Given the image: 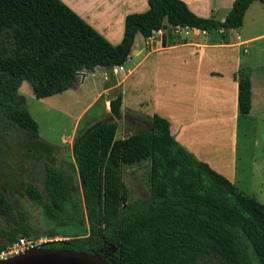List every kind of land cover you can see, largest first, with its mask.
<instances>
[{"label": "trees", "instance_id": "trees-1", "mask_svg": "<svg viewBox=\"0 0 264 264\" xmlns=\"http://www.w3.org/2000/svg\"><path fill=\"white\" fill-rule=\"evenodd\" d=\"M254 2L234 0L223 21L195 15L182 0H147L148 9L125 17L121 42L112 45L60 0H0V178L21 168L17 140L22 133L39 141L38 124L17 95L27 82L37 100L73 87L78 72L114 67L128 60L136 35L145 41L162 31L191 29L224 33L243 26ZM237 111H251L250 72L241 68ZM122 96L109 101L110 117L121 115ZM116 121L88 128L72 147L82 184L88 232L66 236L46 247L84 252L110 264H264V204L237 191L224 176L198 161L171 136L166 119L153 114L143 131L116 139ZM17 146V147H16ZM150 161L149 199L129 202L122 167ZM43 191L27 182L29 200L49 221L60 220L71 182L45 163ZM0 208L15 217L0 195ZM15 231V230H14ZM0 242V251L21 238L36 239L31 225ZM59 235L48 233L45 237ZM107 249V251H106Z\"/></svg>", "mask_w": 264, "mask_h": 264}, {"label": "crops", "instance_id": "crops-1", "mask_svg": "<svg viewBox=\"0 0 264 264\" xmlns=\"http://www.w3.org/2000/svg\"><path fill=\"white\" fill-rule=\"evenodd\" d=\"M60 1L112 45H118L122 40L125 17L142 13L148 9L147 0ZM182 1L195 15L202 18L215 17L219 12L215 2L224 1L225 18L234 0ZM255 3L257 2L251 4L246 11L243 26L248 21ZM243 26L239 30L224 33L225 40L222 41L220 33L213 35L198 30L172 29L165 25L162 31L149 40L143 39V48L136 46L135 37L131 48L133 53L129 54L128 60L114 79L113 75L108 74L103 68H97L93 72L82 71L80 73L83 75H78L80 76L78 84H74L71 89L62 94L79 92L88 76L94 78L96 72L103 70L105 72L103 81L94 92V100L103 96L108 97L112 91L122 89L123 107L128 102V94L125 91L126 81L131 80L130 89L136 91V88L141 87L143 72L148 68L158 101L154 114L168 121L172 138L198 161L208 164L211 169L224 176L235 187L236 185L243 187L247 193L238 191L236 187L238 192L257 200L256 192L254 193L253 189L249 190V186L246 185L249 182V176L246 173L260 175L261 163L256 162L257 160L252 157L250 167L244 166L242 157L238 153V127L240 121H247L252 116H257L252 121L264 123V93L256 100V80L253 67L249 59L239 57L237 48L260 37L243 40L239 32ZM175 33L180 34L177 39L170 36ZM190 33L191 37H189ZM232 33H234L233 36ZM177 53L181 56L174 57ZM134 58L139 59L138 63L125 74L124 67ZM241 68L249 70L251 81V111L246 117L238 115V83L233 78V75ZM135 74L138 75L135 76ZM22 84L17 91L18 96L21 97L23 95L19 91ZM261 88L264 87L261 86ZM105 103L108 105L109 100L106 99ZM239 117L244 120H239ZM220 133L227 134L224 144L226 146L229 144L234 153L230 166L219 163L209 151V147H215L217 142L209 140L208 136ZM257 192L261 193V188Z\"/></svg>", "mask_w": 264, "mask_h": 264}, {"label": "rangeland", "instance_id": "rangeland-1", "mask_svg": "<svg viewBox=\"0 0 264 264\" xmlns=\"http://www.w3.org/2000/svg\"><path fill=\"white\" fill-rule=\"evenodd\" d=\"M215 4L219 12L215 15L214 19L222 21L226 13L225 2L217 1ZM253 6L255 7L251 9L252 12L249 14L248 21L239 32L243 40L254 37L260 38L246 45L239 46L237 49L239 57L249 59L253 67V75L256 80V100H258L264 93V88H261V86L264 87V5L255 3ZM231 35L233 36L234 33ZM170 36L173 39H177L180 34L175 33L170 34ZM191 36L192 34L190 33L189 37ZM135 44L138 48L144 47L143 38L139 34L136 35ZM131 50L130 53H133V49ZM244 51L246 52L244 53ZM178 56H181V54L177 53L174 57ZM138 60L134 58L128 62L124 67V73L126 74L128 70L132 69L138 63ZM104 73L101 70L95 73L94 78L88 76L85 85L79 92L56 95L48 100L35 99L27 82L22 84L19 91L25 99V108L38 124L40 141L33 139L28 134H21L23 145L19 144L18 146L19 148L21 146L22 153L20 152L18 155L25 159V161L21 165V168L15 169L16 174L25 175L27 177L26 180L33 182L42 191V181L45 175L43 165L45 163L56 168L68 178L72 185V192L66 203L65 214L69 217V222L72 226L75 227L72 230L77 232L75 235H83L85 232H88V221L82 198V184L72 155L73 144L91 126L111 120L116 121L118 124L116 139L127 138L130 135L143 131L145 125L150 121V115H153L158 107L157 97L154 94L155 90L150 78V71L146 68L141 80L142 85L139 89L136 88V91L130 89L131 80L126 81L125 91L128 94V102L123 107L121 105L120 117L111 118L109 104L107 105L105 101L106 99L110 101L117 95H121L122 89L112 91L108 97L103 96L94 100V92L100 87L99 85L103 81ZM111 75H113L114 79L115 75L113 72H111ZM79 78L80 76L75 81V85L78 84ZM257 102L256 106L258 105ZM256 117L252 116L247 121L239 122L238 153L242 157L244 166L247 168L250 167V159L252 157L257 160L256 162L260 161V167H262L260 175L253 172V175L246 173L249 176V182L246 185L249 186V190L253 189L254 193L256 192L257 201L260 204H264V123L252 121ZM239 120L244 119L240 118ZM226 136L227 134L225 133L209 135V140L217 142L215 147H209V151L214 155L215 159H218L219 163L230 166L234 153L229 144L227 146L224 144ZM149 175L150 161L122 167V182L127 190L129 202L149 199ZM236 187L238 191L244 194L247 193L243 187L237 185ZM259 188H261V193L257 192ZM27 214L30 222L39 227L37 238L29 240L38 241L47 238L45 237V233L50 230V226L45 222L40 209L29 200ZM63 231H66V229ZM65 236H74V234H62L57 239L66 241L68 238ZM197 262L198 264H218L212 259L200 258Z\"/></svg>", "mask_w": 264, "mask_h": 264}, {"label": "flooded vegetation", "instance_id": "flooded-vegetation-1", "mask_svg": "<svg viewBox=\"0 0 264 264\" xmlns=\"http://www.w3.org/2000/svg\"><path fill=\"white\" fill-rule=\"evenodd\" d=\"M20 138L17 140V144H16L17 146L19 144L21 146L23 145V142H21L22 137L20 136ZM21 146L19 148L20 151L18 152V154H20V152L22 151ZM22 160L25 161V159H23V158H22ZM7 173L15 174V176H8L7 178H0V195L4 198L5 202L10 205V207L12 209L11 211L15 217H12L11 215L5 213L4 210H2L0 208V242L3 240H6L7 238H11V237H14L16 235H19V232L17 231V229L20 227H22V228L27 227L29 225H31L33 227L34 234L38 236L39 227L36 224L30 222V220L28 218V214H27V205H28L29 198L26 195V192H25L26 187L25 186H26V183L29 181L26 180L27 177L25 175L23 176L20 174H16V170H13V171L10 170ZM42 187H43V185H42ZM38 190H39V188H38ZM39 191H42V190H39ZM40 211H41V209H40ZM41 213H42V211H41ZM42 216H43V214H42ZM60 218H61L60 220H56V221H49V220H46L44 218L47 225L50 226V230L45 233V236L51 232H56L59 234V235H56L54 237H51V238L56 239V240H53L52 242H48V243L52 244V243H56L57 241H62V240L57 239L62 234L70 235V234H74L76 232V231H72V230H74L75 227L72 226V224L69 222L68 219H66L65 216H60ZM64 229H66V231L62 232V230H64ZM67 230L68 231L70 230V232H68ZM48 243H46L45 245H47Z\"/></svg>", "mask_w": 264, "mask_h": 264}, {"label": "water", "instance_id": "water-1", "mask_svg": "<svg viewBox=\"0 0 264 264\" xmlns=\"http://www.w3.org/2000/svg\"><path fill=\"white\" fill-rule=\"evenodd\" d=\"M131 49L126 52L129 56ZM97 69V68H96ZM83 75L78 72L76 74ZM51 244V243H48ZM107 251V249H106ZM0 264H110L106 260L84 252L54 249L45 244L28 249L20 254L0 261Z\"/></svg>", "mask_w": 264, "mask_h": 264}, {"label": "built area", "instance_id": "built-area-1", "mask_svg": "<svg viewBox=\"0 0 264 264\" xmlns=\"http://www.w3.org/2000/svg\"><path fill=\"white\" fill-rule=\"evenodd\" d=\"M120 70H121V67H114L112 69V72L114 75H118ZM53 240L54 239L50 238V237L40 239L38 241L29 240L26 238H21L14 245L9 246L6 249L0 251V261L6 260V259L11 258L13 256H16V255L20 254L21 252H24L28 249L40 246L42 244H46L48 242H52Z\"/></svg>", "mask_w": 264, "mask_h": 264}]
</instances>
